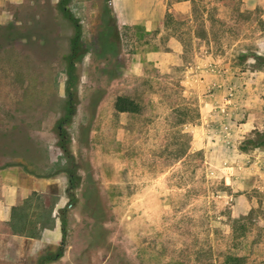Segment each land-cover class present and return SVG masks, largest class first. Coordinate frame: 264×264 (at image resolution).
I'll return each mask as SVG.
<instances>
[{"label":"rangeland","instance_id":"1","mask_svg":"<svg viewBox=\"0 0 264 264\" xmlns=\"http://www.w3.org/2000/svg\"><path fill=\"white\" fill-rule=\"evenodd\" d=\"M59 1L0 0V168L68 179L55 264H217L249 213L241 247L263 259L264 0H70L71 99ZM55 201L34 202L45 226Z\"/></svg>","mask_w":264,"mask_h":264},{"label":"crops","instance_id":"2","mask_svg":"<svg viewBox=\"0 0 264 264\" xmlns=\"http://www.w3.org/2000/svg\"><path fill=\"white\" fill-rule=\"evenodd\" d=\"M114 10L116 11L115 7ZM70 11L74 17L80 16L72 6ZM116 18L119 23L125 25L144 17L140 13L122 15L116 12ZM255 168L256 165H252L245 170L254 173ZM67 183L68 179L63 176L38 178L26 174L24 167L17 164L0 168V264H13L12 259L16 254L13 242L20 244V250L17 252L20 264H24V259H37L45 252H54L61 245L64 228L60 210L66 204ZM45 195L56 198V201L51 207L48 225L41 226L44 219L37 213L39 207L34 202L38 197ZM28 199H31L30 202L24 206ZM30 219L34 220L33 225L36 224L35 228L39 232L36 237L27 236L24 232V223L28 225ZM58 259L47 264L63 260L64 254Z\"/></svg>","mask_w":264,"mask_h":264},{"label":"trees","instance_id":"3","mask_svg":"<svg viewBox=\"0 0 264 264\" xmlns=\"http://www.w3.org/2000/svg\"><path fill=\"white\" fill-rule=\"evenodd\" d=\"M70 0H60L58 7L59 9L65 14L66 18L73 24V27L75 29V35L72 39V47L69 52L68 56V80L66 83V94L69 99H71V88L74 83V66L76 61V50L79 45V39H80V25L76 17H74L69 8ZM183 1V0H178ZM70 109L68 111V114L73 113V103L72 101L69 102ZM114 109L117 113H131V114H137L141 111V105L136 102L134 99L127 97V96H117L114 102ZM250 143H252L253 147H264V135L261 133L258 135L257 139H248ZM247 147H242V150H246ZM70 189H67V192L69 193ZM31 199H28L24 202V206L27 205L30 202ZM25 211V210H24ZM25 214V213H24ZM63 212H61V217L63 218ZM63 228H64V237L62 239V243L58 248V251L55 254L47 253L43 255L40 258L39 264H47L48 262L60 258L65 250L66 246V240H65V227H64V220L62 222ZM253 225V220L251 217V213L248 215H243L238 218H235L232 221L231 224V231H232V240L234 242L233 244V251H228L221 254V259L217 264H264V258L260 260L251 259L250 255L248 253H245L241 247L242 240H244L247 236V233L249 229ZM41 226H45L44 223H41ZM36 231L34 232L32 229L28 228V225L24 223V232H26L27 236L30 237H36L39 235V232L36 228H34Z\"/></svg>","mask_w":264,"mask_h":264}]
</instances>
